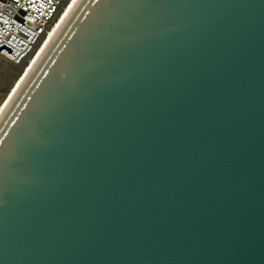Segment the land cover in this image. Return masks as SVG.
I'll use <instances>...</instances> for the list:
<instances>
[{"label":"water","instance_id":"obj_1","mask_svg":"<svg viewBox=\"0 0 264 264\" xmlns=\"http://www.w3.org/2000/svg\"><path fill=\"white\" fill-rule=\"evenodd\" d=\"M0 264H264V0H77L0 116Z\"/></svg>","mask_w":264,"mask_h":264},{"label":"built area","instance_id":"obj_2","mask_svg":"<svg viewBox=\"0 0 264 264\" xmlns=\"http://www.w3.org/2000/svg\"><path fill=\"white\" fill-rule=\"evenodd\" d=\"M67 0H0V54L27 61Z\"/></svg>","mask_w":264,"mask_h":264},{"label":"bare ground","instance_id":"obj_3","mask_svg":"<svg viewBox=\"0 0 264 264\" xmlns=\"http://www.w3.org/2000/svg\"><path fill=\"white\" fill-rule=\"evenodd\" d=\"M76 1L77 0H67L66 4L64 5L63 9L59 13L56 20L53 22L52 26L49 28L46 35L42 38V40L37 45L36 49L29 56L28 58L29 62L26 64V67L24 68V71L20 75L19 80L16 82L15 86L12 88L6 100L2 103L0 107V116L3 113V111L6 109V107L8 106L9 102L11 101V99L13 98L17 90L19 89L20 85L22 84L26 76L28 75L29 71L31 70V68L33 67V65L35 64V62L41 55L42 51L44 50V48L46 47V45L48 44V42L54 35L55 31L57 30V28L59 27V25L61 24L63 19L66 17V15L68 14V12L70 11V9L72 8V6L75 4Z\"/></svg>","mask_w":264,"mask_h":264},{"label":"rangeland","instance_id":"obj_4","mask_svg":"<svg viewBox=\"0 0 264 264\" xmlns=\"http://www.w3.org/2000/svg\"><path fill=\"white\" fill-rule=\"evenodd\" d=\"M28 62L29 60L16 63L0 54V107L19 80Z\"/></svg>","mask_w":264,"mask_h":264}]
</instances>
